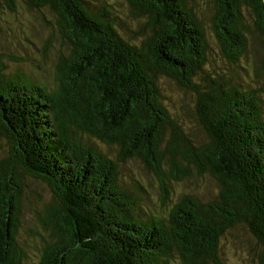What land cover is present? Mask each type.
<instances>
[{
    "label": "trees",
    "instance_id": "trees-1",
    "mask_svg": "<svg viewBox=\"0 0 264 264\" xmlns=\"http://www.w3.org/2000/svg\"><path fill=\"white\" fill-rule=\"evenodd\" d=\"M26 1L29 11L55 16L66 49L53 88L18 71L7 74L0 53V264L26 260L19 241L23 178L52 193L40 264H171L176 257L182 264H226L221 240L239 224L264 248V0H213L227 76L244 70L246 33L260 44L259 81L251 86L227 79L211 58L190 0ZM18 10L17 0H0V14ZM249 10L257 18L253 29ZM136 21L142 38H134ZM164 79L195 95V120L207 138L196 144L184 133L163 102ZM2 136L13 144L4 156ZM96 140L118 147L117 160ZM130 159L157 175L164 204L181 159L222 187L209 201L185 194L166 217L148 214L141 183L128 187L120 173L119 163Z\"/></svg>",
    "mask_w": 264,
    "mask_h": 264
},
{
    "label": "rangeland",
    "instance_id": "rangeland-1",
    "mask_svg": "<svg viewBox=\"0 0 264 264\" xmlns=\"http://www.w3.org/2000/svg\"><path fill=\"white\" fill-rule=\"evenodd\" d=\"M121 1L123 0H114L115 3ZM17 3L19 6L17 12L0 14V53L7 67L6 73L15 75L18 71L29 78L44 82L49 88H53L56 86L54 73L60 57L59 53L66 49L64 39L61 38L58 30L56 18L50 11L39 13L29 11L26 0H17ZM190 5L193 6L206 31L210 48L214 53L211 58L214 56L219 59L218 65L227 79L233 77L237 82L247 83L249 86L258 82L254 67L258 63L257 53L260 44L252 39L250 33H246L250 52L244 63V70H238V75L227 76L226 74H230L229 66L222 60L221 47L213 29L214 1L190 0ZM244 14L250 28L253 29L255 20H257L256 16L250 10L248 13L245 11ZM141 21L145 22V20ZM132 28L136 30L139 28L137 21ZM139 30L140 28L134 38L141 37ZM144 35L148 37L149 31L146 30ZM134 43H136L135 39ZM216 71L218 72V69ZM160 86L163 90V99L165 98L163 102L174 110V114H177L176 122L181 125L184 133L195 143L198 138H207L203 127L202 131L195 120V95L188 94L186 90L179 88L170 80H162ZM96 143L109 157L117 160L118 147H110L98 140ZM12 147L13 144L5 136H2V156L7 155ZM180 163L183 169L170 174L171 200L166 204L162 203L163 183L154 172L146 169L142 160L130 159L119 163L120 173L124 177L125 184L132 187L136 181H139L144 188V191L140 193L142 196L140 206L143 212L166 217L173 204L185 194H192L203 201H209L220 192L222 185L216 176L208 171H201L196 164L187 160L181 159ZM165 168L167 171L169 170L168 163ZM181 174L185 176L182 180L174 179L175 176ZM23 180L28 191L27 197L23 201V227L19 235V241L25 251L23 256L26 258L22 264H40L42 251H39L38 247L41 236L46 234L42 228L44 206L46 203L52 202V193L37 180L24 178ZM38 212H41L40 216H38ZM221 246L226 264H262L264 262V248L256 242L244 224H239L229 230L222 238ZM171 264H182V262L179 257H176Z\"/></svg>",
    "mask_w": 264,
    "mask_h": 264
}]
</instances>
